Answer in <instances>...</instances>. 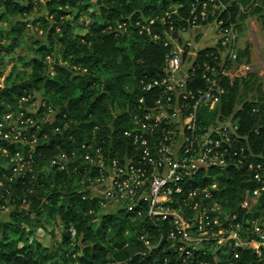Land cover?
<instances>
[{
    "label": "built area",
    "instance_id": "2783aa9c",
    "mask_svg": "<svg viewBox=\"0 0 264 264\" xmlns=\"http://www.w3.org/2000/svg\"><path fill=\"white\" fill-rule=\"evenodd\" d=\"M232 3L191 0L187 9L170 5L159 15L136 21L138 33H147L165 53L160 76L141 82L148 96L139 98L132 122L123 131L130 144L122 150L106 147L104 139L94 136L79 142L68 131L66 138L73 148L60 150L49 160L56 172H73L90 183L81 199L106 210L115 204L117 212L132 220L165 225L166 230L159 227L155 237L145 230L138 237L143 255L167 248L161 264H170L174 255L175 264H250L248 250L256 253L257 264H264V226L259 236L248 227L259 222L253 208L264 193V165L254 166L257 185L249 195L248 190L242 195L236 211L219 203L216 185L218 175L228 168L246 163L248 167V153L237 151L238 118L234 112L215 113L236 81L253 70L241 54V34L236 21H231ZM129 27L118 23L116 32L126 33ZM31 104L30 95L15 103L0 101L2 141L16 143L11 122L33 123L25 112ZM48 123L56 124L59 131L70 126V122ZM38 126L30 127L38 131ZM24 141L25 145L15 146L14 154L1 150L21 166L17 173L31 171V154L38 144L49 147L50 136L30 132ZM25 147L27 160L19 152ZM68 232L74 237L72 225Z\"/></svg>",
    "mask_w": 264,
    "mask_h": 264
},
{
    "label": "trees",
    "instance_id": "16d2710c",
    "mask_svg": "<svg viewBox=\"0 0 264 264\" xmlns=\"http://www.w3.org/2000/svg\"><path fill=\"white\" fill-rule=\"evenodd\" d=\"M89 1L43 2L46 10L43 23L47 24L50 18L53 24L46 37L48 45L43 46L42 50L57 44L61 58L75 68L78 66L75 71L56 66L57 72L63 74V81L50 79L45 82L48 93L62 95V102L58 103L60 108L55 109L57 115L54 122H70V126L60 127L59 131L56 124H40L38 135L45 132L50 136L49 147L37 146L31 154L34 160L31 171L25 169L21 174L15 172V164L10 163L9 157L1 152L6 149L9 154H14L17 151L15 146L0 139V211L11 207L9 220L0 218V264H45L49 260L51 254L42 255L37 260L34 249L18 246L17 239L22 236L17 239L10 236L21 234L23 227L31 226L34 217L42 212L58 216L65 228L62 235L64 242L75 240L83 246L82 254L73 260V264H118V261H121L120 264H161L168 255L166 247L151 255H143L138 240L144 230L152 237L156 236L159 227L165 231L162 223L153 226L151 221L132 220L128 214L118 211L102 215L100 226L93 233L91 223L99 207L94 202L82 200L81 195L73 191L71 183L75 176L69 171L41 169L60 150L73 148V143L66 138L68 131L79 142L94 136L98 140L104 139L106 147L115 145L122 150L130 144L123 131L132 122L139 98L148 96L142 90L141 82L160 76L165 53V48L151 40L147 33L139 34L134 23L159 15L170 5L181 4L187 9L191 0H96L99 19L94 21L85 35L80 36L76 34L73 23L77 22L78 11L85 8ZM28 2L27 6H23L14 0L0 1V22L4 21L5 13L22 15L29 12L33 4L32 0ZM247 6L248 16L256 14L259 17L264 37V0H233L231 21H236L238 15L237 20L243 21L247 15L241 13V9ZM74 12V18H69ZM118 23L130 25V30L123 34L116 32ZM18 26L8 32L0 28V54L8 52L6 43L20 31ZM38 69L40 63H34V76H38ZM252 79L251 74L246 79L236 81L215 112L225 116L234 112L233 115L239 120L237 151L242 148L248 153V167L246 163L228 168L218 175L219 200L228 208H238L242 195L247 190L248 195L251 193L257 185L253 180L254 166L257 163L264 165V95L256 86V80ZM31 89L26 85L5 86L0 88V101L15 103L22 95L31 94ZM247 93L248 101L241 102V96ZM238 102L241 104L236 107ZM19 152L27 160V148L19 149ZM250 164L252 167H249ZM71 195H75V200H69ZM263 207L264 193L255 208L261 210ZM70 225L76 231L74 238L67 231ZM75 246L74 250L78 251L80 246ZM36 248L44 247L37 243ZM175 257H171L173 260L170 264H175ZM258 260L256 253L248 250L250 264H257Z\"/></svg>",
    "mask_w": 264,
    "mask_h": 264
},
{
    "label": "rangeland",
    "instance_id": "374dc122",
    "mask_svg": "<svg viewBox=\"0 0 264 264\" xmlns=\"http://www.w3.org/2000/svg\"><path fill=\"white\" fill-rule=\"evenodd\" d=\"M14 1L23 6L29 4L28 0ZM43 2L44 0H32L33 7L29 12L22 15L5 13L4 21L0 22V28L6 32L17 25H19L17 28L20 29V31L17 32V35L11 37L6 43L9 46L8 52L4 53L3 51L0 54V88H4L5 86L11 87L13 84L31 87V94L27 95L31 96L32 104L26 108L25 112L32 118V124L37 123L39 125L42 123L44 124L45 122H54L55 119L53 118L57 115V111L54 109L60 108L58 103L62 102L61 94L54 93V95H52L51 92L48 93L45 82L50 79L63 81V74L57 72L56 66L63 68L67 67L70 68L71 71H75L78 67L75 68L74 66H71L69 62L61 58L60 48L57 44H54L51 48L42 50L43 46L48 45L49 40L46 37L53 24L50 18H48L47 24L43 23V20H45L46 17V10ZM89 2L90 3L85 8L78 11L77 22L73 23V28L75 29L76 34L80 36L85 35L94 21L99 19L96 0H90ZM258 4H260V2ZM1 6V10H3V5ZM241 11V13L247 15L248 6L246 9H241ZM74 16L75 12L71 13L69 18H74ZM237 19L236 23L241 34L239 47L242 49L245 48L248 54V62L252 61L253 63V70L248 76L251 74L253 75L252 80H256V86H258L259 90L264 95V37L260 28V19L256 14L247 15L243 21ZM0 42H2V40H0ZM34 63H40V69L37 71L38 76H34L33 74ZM36 78H39V80ZM245 100L248 101V93L241 96V102ZM241 102H238L236 107H239ZM44 109H50L51 111L43 113ZM32 124L29 123L28 125L16 126L15 122H11L10 125H12L15 132L12 137L16 142L14 146H19L20 142L25 145L26 141L24 140L28 137L30 132L36 136L37 130L35 129V131H32L33 129L30 127ZM22 138L24 140H22ZM31 138H34L33 135ZM21 144L19 147L23 146ZM41 144H38L37 146H40ZM13 163L16 167H21L20 165H17L15 161H13ZM43 165L44 171L55 170L52 168L49 161L45 162ZM73 176L75 177L73 178L71 187L73 191L80 194L84 191V188H88L90 183L86 179H80L78 174H74ZM216 185L217 188H219L218 181H216ZM73 199L75 200V195H71L69 200ZM42 203H45V200H42ZM97 206L99 207H97L99 211H95V216L91 223V230L93 233L97 232L102 215L115 214L117 212L115 204L108 205V210L101 208L98 204ZM229 209H231V211H236L235 207ZM10 210L11 207H6L0 211V218L5 221L9 220L8 214ZM254 211L258 212V214H254V219L259 220V222L257 221L255 224L250 222L248 223V227L250 231L252 230L251 233L259 236L264 226V207L261 208V210L255 208L253 212ZM64 232V225L58 216L51 215L49 212H42L38 214L37 217H34L31 226L23 227L21 230L22 235L19 233L10 236L14 239L22 236L20 239H17L18 246L24 245L29 249H34L37 260H40L42 255L44 257L45 255L51 254L52 256L45 264H73V260L82 254L81 248H83V246H80V243L74 242L75 240L64 242L62 240ZM37 243L41 244L44 248H36ZM75 245L80 246L78 251L74 250L76 247ZM109 257L111 258L110 255ZM120 262L121 261H118V264H120Z\"/></svg>",
    "mask_w": 264,
    "mask_h": 264
},
{
    "label": "water",
    "instance_id": "95a60500",
    "mask_svg": "<svg viewBox=\"0 0 264 264\" xmlns=\"http://www.w3.org/2000/svg\"><path fill=\"white\" fill-rule=\"evenodd\" d=\"M243 55H244V61L248 60V54L246 52V50L243 51Z\"/></svg>",
    "mask_w": 264,
    "mask_h": 264
},
{
    "label": "crops",
    "instance_id": "0c3cea01",
    "mask_svg": "<svg viewBox=\"0 0 264 264\" xmlns=\"http://www.w3.org/2000/svg\"><path fill=\"white\" fill-rule=\"evenodd\" d=\"M245 50V48H243V49H241V54L243 55V51ZM244 56V55H243ZM249 61V60H248ZM251 61V60H250ZM252 66H253V63H252V61L251 62H249Z\"/></svg>",
    "mask_w": 264,
    "mask_h": 264
}]
</instances>
